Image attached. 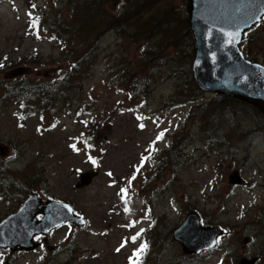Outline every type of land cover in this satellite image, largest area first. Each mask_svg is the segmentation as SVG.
<instances>
[{"label": "rangeland", "instance_id": "1", "mask_svg": "<svg viewBox=\"0 0 264 264\" xmlns=\"http://www.w3.org/2000/svg\"><path fill=\"white\" fill-rule=\"evenodd\" d=\"M120 1L102 0L101 6L109 15L121 13L128 22L140 15L143 20L127 28L121 19L118 24L127 32L110 28L101 33L96 47L97 36L92 34L78 37L59 30V38L52 31L56 23L66 21L77 30L79 25L71 17L73 5L81 12L92 0H0V145L5 148L0 158H5L9 170L0 171V222L18 211L31 194L19 190L24 192L20 188H27L26 179L32 178L35 183L28 181L29 185L39 188L35 193L45 200L73 204L87 222L85 226L67 223L34 237L41 244L32 250L0 247V262L131 264L145 239L142 235L133 241V236L158 220L164 222V230L148 249L145 264H239L242 258L254 256L257 264H264V121L247 110L229 119L220 132H207V121L190 114L217 93L203 91L204 98H192L195 52L189 66L187 55L176 47L163 50L174 39L171 33L180 28L172 16L181 12L189 28L182 47L189 53L193 44L196 51L187 2L146 0L153 6L144 14H127L121 12ZM165 17L172 18V24L158 27ZM261 23L252 34L248 58L263 63ZM129 32H135V38ZM147 34H151L148 40ZM89 46L82 63L86 73L69 94L75 100L68 108L61 101L54 111L42 112L39 105L20 104L4 93V81L61 78L75 68L72 55L77 57ZM38 54L41 62H32ZM20 67L26 71L10 75ZM132 76L148 79L146 95L129 96ZM29 105L37 109L22 107ZM161 133L163 139L157 140ZM185 135L190 138L177 164V141ZM164 152L172 157V169L158 160ZM143 157L149 159L142 163ZM93 169L99 174L92 183L77 187L78 175ZM236 171L242 183L231 182ZM133 175L125 205L118 193ZM7 177L14 188L7 186ZM20 178L25 181L17 185ZM192 210L204 224L224 230L218 247L198 255L185 253L172 237V230Z\"/></svg>", "mask_w": 264, "mask_h": 264}, {"label": "water", "instance_id": "2", "mask_svg": "<svg viewBox=\"0 0 264 264\" xmlns=\"http://www.w3.org/2000/svg\"><path fill=\"white\" fill-rule=\"evenodd\" d=\"M187 2L188 22L193 30L195 58L193 74L198 88L248 103L264 115V65L248 59L241 49L244 35L262 21L264 0H184ZM240 32L233 44L228 32ZM24 67L11 70L10 75L22 74ZM0 151L5 152L3 145ZM98 170L78 175L77 187L88 186ZM231 182L242 183L239 172ZM44 199L31 193L18 211L0 222V247L32 250L40 246L34 241L38 234L48 235L60 225L70 222L84 226L86 220L75 212L69 202ZM42 214V218L37 216ZM219 226L206 225L200 214L189 211L185 219L172 230V237L187 254H201L213 249L223 235ZM258 256L244 257L239 264H257Z\"/></svg>", "mask_w": 264, "mask_h": 264}, {"label": "trees", "instance_id": "3", "mask_svg": "<svg viewBox=\"0 0 264 264\" xmlns=\"http://www.w3.org/2000/svg\"><path fill=\"white\" fill-rule=\"evenodd\" d=\"M102 0H92L90 5L83 6V9L81 12H79V9L76 8L75 5H73V12L71 13V17L73 20H75L79 28L75 31L71 30L69 23L66 21L62 24L56 23L54 27L52 28V31L54 32V36H57L60 38V35H58V31L60 30L62 32V35L71 34L72 36H78L82 37L83 34L87 35H94L97 36L96 43L93 46L98 47L99 39L101 38V33L104 34V32H107L110 28H117L118 31H124L125 33L127 30L123 25H119L118 21L123 20L122 23H125L126 27H129V22L124 19V15L122 17L121 13L116 14H108L105 7L101 6ZM146 0L140 2L139 0H121L119 2V6L122 7L121 12L127 11V14H134L139 11H142L143 14L147 11L148 8H151L149 4L145 3ZM152 10L159 11V8H154ZM176 13V11H175ZM126 14V16H127ZM79 15L80 18L79 19ZM177 22L180 24V28H178V31L180 33L178 34V31H174L171 33L174 37V39L169 40L164 46L163 50H165L168 47H176L178 53H183L187 55V59L190 61L189 66L191 65L193 58H194V47L193 44H191L190 48V54L182 47V33L186 32L188 37V24L184 21L185 17L179 12L176 13L175 16H172ZM98 20V22H95V20ZM172 18L165 17L158 25L164 26L165 24L170 25L172 24ZM264 21V19H263ZM87 22L88 25L85 23ZM262 25V23H259L257 26L252 28L250 31H248L245 34L244 40L241 44V48L244 50L247 57L251 55L250 51L248 50V45L251 41V37L253 32L257 31L258 28ZM184 26V27H183ZM61 34V33H60ZM129 34L135 38V32H129ZM75 38V37H74ZM151 38V34H147L146 39ZM73 39V38H72ZM71 39V40H72ZM76 39V38H75ZM177 40V41H175ZM64 41V40H63ZM66 44H64L65 46ZM91 46L86 47L84 51L77 56L73 57L72 55V61L75 63V68H72L71 70L65 71L63 76L60 78L52 77L51 79H29L28 77L20 78V79H12L9 81H4L3 90L4 93L7 94V98L9 99H18V103L21 101L23 102H29L32 104H37L40 106L42 112L50 113L57 109V104L59 102H65L66 107L68 108L70 104L75 100L72 99L69 94L74 91V88L79 86L82 82L81 78L83 73L86 71L83 68L82 63L85 61V55L89 53ZM95 49V48H93ZM156 54V53H155ZM158 55V54H157ZM151 58V57H150ZM32 62H41L40 55H36L32 60ZM264 63V62H263ZM192 82V83H191ZM191 87L194 91L193 97L196 98H204V92L201 91L195 84L193 78L190 79ZM148 79L144 77H137L132 76L131 81V87L127 84V89L129 91V96L132 98H136L139 96H144L147 94V88H148ZM55 101V103H54ZM21 104V103H20ZM67 104L69 106H67ZM24 109H28L30 111H33V109L36 108L35 105H29V107L22 106ZM37 109V108H36ZM247 110H249L254 116L261 118L264 121V115L258 111L255 107L248 103H244L239 100H235L232 97L225 96V95H214L211 97L209 101L203 102L197 107H194L191 111L190 117H192L194 114H197L200 118V121H207L208 128L207 132L210 134H214L215 132H220L225 127V124L229 122V119H235L240 114L245 113ZM191 138H193V133H191ZM190 137L183 136L179 141H177V150L176 153L179 154V160L177 161V164H180L181 156L185 154L184 149L185 146H187V141ZM213 138V137H211ZM188 143H192V141H189ZM163 153V152H162ZM171 156L165 154H162L158 156V160L162 163L164 167L169 166V169H172V166L174 164L169 163L171 160ZM7 161L5 158L3 160L0 158V171H7L9 173V170H7ZM168 171V170H167ZM175 170H173L174 172ZM6 181L8 182L11 188H14L11 183H9V178L7 177ZM25 179L20 178L19 180H16V184H22L21 182H24ZM33 181L35 183V178L32 179H26V186L21 187L20 189L24 190V192L19 190L21 194L25 193H32L37 191L39 189L36 185L30 186V182ZM43 188V187H41ZM191 210V208H188V210ZM162 226H165L164 222L161 223L155 222L151 227L146 228L142 232H140L137 235H134L133 237H140L144 236L145 239H143L142 244L145 242L147 243V251L142 255L140 258V264H145L148 259V249L152 248L154 244L157 242L158 238L161 236L164 228ZM218 247V246H217ZM137 252V251H136ZM135 252V254H136ZM133 255L131 258V264H133V261L136 260V255Z\"/></svg>", "mask_w": 264, "mask_h": 264}, {"label": "snow or ice", "instance_id": "4", "mask_svg": "<svg viewBox=\"0 0 264 264\" xmlns=\"http://www.w3.org/2000/svg\"><path fill=\"white\" fill-rule=\"evenodd\" d=\"M30 15H31V14H30ZM36 23H37L36 20H33V26H34V27L36 26ZM227 36L229 37V39H228V43H229V44H233L234 42H237V41L239 40L240 32H239V31L228 32V33H227ZM0 67H2V65H0ZM140 127L143 128L144 125L141 124ZM163 136H164V133H161V134L157 137V140H161V139H163ZM73 147H75V146H73ZM90 159H91V158H90ZM148 159H149V157H143V158H142V163H143L144 161H147ZM92 163L95 164L96 161L93 159V160H92ZM141 166H142V165H141ZM139 170H140V169H139V167H138L137 170H136L137 173H139ZM108 175H109V176H112L113 174H112L111 172H109ZM135 178H136V176L133 175V176L129 179V181H128V186L122 188V189H121V192L118 193V195H120V196H121V199L124 201L125 205H127V204L129 203V188H130V186H131V182H132V180H135ZM125 211H126V212H127V211H130V209L127 208V207H125ZM133 223H135V222H133ZM37 239H39V237H37ZM136 239H137V237H133V238H132L133 241H135ZM147 247H148V245H147L146 242H145L144 244L141 245V247L137 250V252H136V254H135V255H136V260L133 261V264H140V258L142 257V255H143L144 253H146V251H147ZM117 251H119V249H117ZM0 264H2V262H0Z\"/></svg>", "mask_w": 264, "mask_h": 264}, {"label": "bare ground", "instance_id": "5", "mask_svg": "<svg viewBox=\"0 0 264 264\" xmlns=\"http://www.w3.org/2000/svg\"><path fill=\"white\" fill-rule=\"evenodd\" d=\"M150 6H153V4L151 3L150 4ZM143 18L144 17H142L141 15L140 16H138L136 19H132L131 21H129V24H133V23H137L138 21H142L143 20ZM186 38H187V34H186V32H183L182 33V42H184L185 40H186Z\"/></svg>", "mask_w": 264, "mask_h": 264}, {"label": "flooded vegetation", "instance_id": "6", "mask_svg": "<svg viewBox=\"0 0 264 264\" xmlns=\"http://www.w3.org/2000/svg\"><path fill=\"white\" fill-rule=\"evenodd\" d=\"M86 224H87V222H86Z\"/></svg>", "mask_w": 264, "mask_h": 264}]
</instances>
